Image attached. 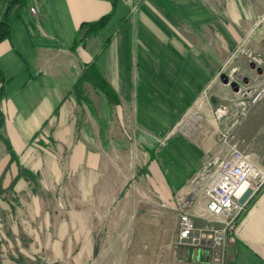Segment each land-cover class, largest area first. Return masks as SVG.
Instances as JSON below:
<instances>
[{"label":"crops","instance_id":"crops-1","mask_svg":"<svg viewBox=\"0 0 264 264\" xmlns=\"http://www.w3.org/2000/svg\"><path fill=\"white\" fill-rule=\"evenodd\" d=\"M144 1L27 0L19 9L18 17L10 22L8 37L0 41V134L16 155V161L8 158L0 162L2 187L7 182L8 186L26 183L18 172L21 165L38 173L44 190L56 193L64 202L66 206L63 210L57 208V216L106 217L109 209L98 208L124 198L127 181L121 177L126 171L114 170L113 160L98 159L97 152L105 153L109 141L112 149L109 138L114 135L113 129L120 126L119 121L128 117L135 127L153 138L175 132L172 136L186 138L178 129V118L199 102L197 97L206 86L209 89L215 82L219 66L216 63L219 57H224L226 49L230 51L236 45L238 26L250 25L264 12V0H150L147 4ZM132 5L136 8L129 12ZM28 7H35L36 14H30ZM108 13L103 25L83 42L71 46L81 23L95 21ZM214 23L220 30L213 27ZM132 30L135 35L142 33L151 38L153 58L140 68L137 86L144 89L145 105L157 121L154 126L137 121L136 91L126 58V43ZM191 48L204 56L203 63L192 60L188 64L186 55L188 50L192 53ZM148 51L142 52L144 62L150 56ZM176 56L182 63H177ZM90 61H94L115 92L116 103L109 102L86 82L82 84L86 102H76L69 93L82 66ZM188 72H197L199 79H203L193 89L196 93L187 89ZM198 106L190 113H198L201 108ZM47 126L46 135L58 158L19 161L21 155L33 156L32 150L39 151L30 138L35 132L39 131V135L45 132ZM196 139L199 138L186 139L195 156L181 175L172 166L166 167L162 160L156 163L153 159L145 167L148 188L144 200L149 213L144 219L153 226L160 224L162 203L175 208L176 194L201 166L203 154ZM68 199L77 210L68 207L69 202H65ZM200 206L192 211L196 225L201 222L197 216ZM162 248L164 255L152 257L149 264H264V185L227 235L217 261L206 245H179L172 240Z\"/></svg>","mask_w":264,"mask_h":264},{"label":"rangeland","instance_id":"rangeland-1","mask_svg":"<svg viewBox=\"0 0 264 264\" xmlns=\"http://www.w3.org/2000/svg\"><path fill=\"white\" fill-rule=\"evenodd\" d=\"M148 1L150 0H145L144 4L150 3ZM177 11L179 13L180 9ZM254 20L250 25L238 26L236 45L230 51L226 49L224 57H219L221 58L219 62L218 60L216 61L218 63L215 62L216 65L219 64L215 73V84L213 83L209 89L206 86L197 97L199 102L178 118V129L186 138L172 136L175 132L156 135L154 138L152 136V140H149L142 134L144 132L142 129L133 125L132 119L127 117L119 121L120 126L113 129L114 135L109 138L112 140V149L109 141L105 153L97 152L98 159L113 160L114 170L126 171L121 177V180L127 181L123 189L124 198L118 199L114 204L98 208L109 209L106 217L57 216V208L61 207L58 209L63 210L62 207L66 206L64 202H61L56 193L44 190L37 179L38 173L32 172V169L31 171L22 168L21 165L18 172L26 183L16 186L12 180L14 183L12 186H8L7 182L2 187L0 180V264H149L152 257L164 255L165 249L162 247L174 240L177 231L175 223L177 200L176 198L173 200V203L174 201L176 203L175 208H171L173 206L168 203H162L158 226H153L145 220L148 218L145 214L149 213L145 210L144 200L148 188L144 176L145 167L153 159L156 163L162 160L166 167L172 166L180 174L192 164L191 159L195 156L186 141L192 136L199 138L196 140L204 157L205 154L212 155L219 150L216 141L217 131L227 129L231 143H235L257 169L264 173V93L257 102L245 106L244 109H240V105L237 104L239 95L234 94L237 86L242 87L248 83L264 85V69L258 71L251 66L249 58L259 54L264 64V36L260 35L264 23L255 27L256 19ZM213 27L220 30L215 23ZM253 34L255 36L252 37ZM129 37L126 43V58L131 65V83L133 81V90L136 91L134 100L137 121L154 126L157 121L152 118L151 110L147 109L150 107L145 105L144 89L141 85L137 86L140 68L150 63L153 58L150 49L151 38L142 33L135 35L133 30ZM191 49L192 53L187 49L188 64L192 63V60L203 63L204 56ZM147 50H150L148 51L150 56L144 62L142 52ZM175 58L177 63H182L179 56ZM212 59L215 58L210 57V60ZM199 78L197 72L187 73L185 81L187 89L192 90V93H196L193 89L197 88V82L200 80L201 83L203 80ZM188 90L186 98L189 95ZM197 105L201 107L198 108V113L191 114L190 111H195ZM174 106L181 108L178 104ZM219 107H224L225 113L222 118L216 119L215 111ZM45 129V132L32 140L39 151L32 150L33 156L23 154L19 161L58 158V155L52 152V141L46 135L48 126ZM102 139L105 137L102 136ZM38 140L41 142L38 143ZM8 158V153L0 141V162ZM177 167L181 169L178 170ZM182 192L181 187L176 197L182 196ZM65 202H69L68 207L77 210L78 207L71 205L72 200L68 199Z\"/></svg>","mask_w":264,"mask_h":264},{"label":"built area","instance_id":"built-area-1","mask_svg":"<svg viewBox=\"0 0 264 264\" xmlns=\"http://www.w3.org/2000/svg\"><path fill=\"white\" fill-rule=\"evenodd\" d=\"M135 8L132 5L130 11ZM28 12L35 15L36 8L28 7ZM263 23L264 12L256 17L255 27ZM260 35L264 36V28ZM249 58L253 67L264 69L259 54ZM263 93L264 85L256 83L237 86L234 92L239 95L237 104L240 109L257 102ZM224 113V107L217 108L215 118H222ZM216 141L219 150L202 157L199 169L183 185L182 196L175 197L177 231L174 239L179 245H206L211 249L214 261L221 257L226 237L246 203L239 204L237 198L246 187L251 188V197L264 184V173L257 169L235 143H231L227 129L217 131ZM196 206L201 208L197 214L202 221L199 225L192 218V211Z\"/></svg>","mask_w":264,"mask_h":264},{"label":"trees","instance_id":"trees-1","mask_svg":"<svg viewBox=\"0 0 264 264\" xmlns=\"http://www.w3.org/2000/svg\"><path fill=\"white\" fill-rule=\"evenodd\" d=\"M2 3V11L0 13V41L4 40L9 35V26L12 19L18 17L19 9L24 7L27 3V0H0ZM113 7V6H112ZM110 13L101 16L95 21L89 23H81L78 26L76 34L72 40L71 46H75L78 43L83 42L85 37L98 29L101 25L105 23ZM86 82L93 89L102 93L106 99L111 103H116V95L113 89L106 82L100 71L98 70L94 61H90L84 64L80 70L78 78L73 83L70 94L73 96L74 100L78 103L86 102L85 97L83 96L82 84ZM57 111V106L54 107L53 113ZM1 115V114H0ZM1 122V117H0ZM43 126V125H42ZM39 135V131L35 132L30 140H33ZM0 141L3 143L6 152L8 153L10 161H16V155L12 151L8 141L3 138L0 134ZM41 141L38 140V143ZM263 186V185H262ZM261 186V187H262ZM261 189V188H260ZM260 189L255 192L249 199H247L246 203L243 206L242 211L236 217L235 223L239 220V218L243 215L247 207L252 203L256 194L260 191Z\"/></svg>","mask_w":264,"mask_h":264},{"label":"water","instance_id":"water-1","mask_svg":"<svg viewBox=\"0 0 264 264\" xmlns=\"http://www.w3.org/2000/svg\"><path fill=\"white\" fill-rule=\"evenodd\" d=\"M1 11H2V3L0 1V13H1ZM250 64H251V66H253L252 62ZM257 69H258V71L260 70L259 67H257ZM143 135L146 136L147 138H149L150 140H152V137L150 135H147L146 133H143ZM251 194H252L251 188L250 187H246L244 189V191L240 194V196L237 198V202L239 204H243L244 202L247 201V199L250 197ZM200 244H202V242H200Z\"/></svg>","mask_w":264,"mask_h":264}]
</instances>
